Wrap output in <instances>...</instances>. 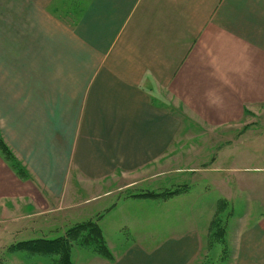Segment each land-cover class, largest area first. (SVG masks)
<instances>
[{
	"label": "crops",
	"instance_id": "0c3cea01",
	"mask_svg": "<svg viewBox=\"0 0 264 264\" xmlns=\"http://www.w3.org/2000/svg\"><path fill=\"white\" fill-rule=\"evenodd\" d=\"M2 64L23 65L17 80L44 82L23 94L30 123L0 115L34 177L62 194L89 186L79 174L100 184L118 171L160 177L179 158L185 122L241 124L264 105V0H0ZM4 167L0 155V197H32ZM192 235L91 264H189L202 251ZM224 237L235 264H264V217L241 216Z\"/></svg>",
	"mask_w": 264,
	"mask_h": 264
},
{
	"label": "rangeland",
	"instance_id": "374dc122",
	"mask_svg": "<svg viewBox=\"0 0 264 264\" xmlns=\"http://www.w3.org/2000/svg\"><path fill=\"white\" fill-rule=\"evenodd\" d=\"M23 58L27 60L26 55ZM22 66H0L4 124L11 123V115L19 125L30 123L23 94L29 84L44 83L34 78L30 81L25 74L17 80ZM15 92L19 93L16 97ZM258 110H246L241 124L222 128L185 122L177 138L179 144L174 146L179 158L165 162L160 177H152L150 168L118 171L100 184L79 174L89 186L81 192L70 187L65 194L62 185L56 187L34 177L28 162L14 154L0 127L5 167L23 190L34 192L29 198L0 197V264H77L78 260L91 264L96 257L112 263L117 254L133 245L150 248L172 237L190 240L192 234L201 238L202 251L190 256L196 261L189 264H235L234 257L222 250L224 236L234 232L235 220L241 216L254 212L260 219L264 217V209L257 210L251 203L264 202V105ZM156 188H162L160 193L153 192ZM32 239H62L61 251L69 258L17 247Z\"/></svg>",
	"mask_w": 264,
	"mask_h": 264
},
{
	"label": "trees",
	"instance_id": "16d2710c",
	"mask_svg": "<svg viewBox=\"0 0 264 264\" xmlns=\"http://www.w3.org/2000/svg\"><path fill=\"white\" fill-rule=\"evenodd\" d=\"M2 153V152H1ZM166 196H169L168 193ZM165 196V197H166ZM62 239H32V240H26L19 242L17 244V247L20 249H25L28 251H35V252H43L48 254V253H56L59 255H62L64 259H68L69 255L66 252H62V244H61ZM61 247V248H60Z\"/></svg>",
	"mask_w": 264,
	"mask_h": 264
}]
</instances>
